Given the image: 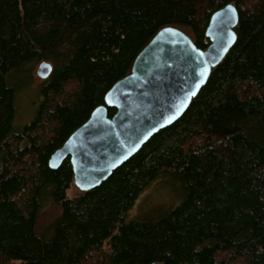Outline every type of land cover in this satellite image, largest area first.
<instances>
[{"label":"trees","instance_id":"trees-1","mask_svg":"<svg viewBox=\"0 0 264 264\" xmlns=\"http://www.w3.org/2000/svg\"><path fill=\"white\" fill-rule=\"evenodd\" d=\"M233 3L237 39L187 110L100 185L73 196L51 153L103 103L161 27L200 48ZM48 61L34 117L16 128L19 76ZM108 108V115L114 113ZM182 200L127 219L160 176ZM264 264V0H0V264Z\"/></svg>","mask_w":264,"mask_h":264},{"label":"water","instance_id":"water-1","mask_svg":"<svg viewBox=\"0 0 264 264\" xmlns=\"http://www.w3.org/2000/svg\"><path fill=\"white\" fill-rule=\"evenodd\" d=\"M238 18L233 3L213 11L205 29L209 43L204 49L175 26L157 30L136 54L130 72L111 85L103 103L51 153L49 167L56 169L69 158L78 189L100 185L154 133L187 110L212 68L235 43ZM51 71V63L45 60L36 67L41 79ZM108 108L115 109L111 116Z\"/></svg>","mask_w":264,"mask_h":264},{"label":"rangeland","instance_id":"rangeland-1","mask_svg":"<svg viewBox=\"0 0 264 264\" xmlns=\"http://www.w3.org/2000/svg\"><path fill=\"white\" fill-rule=\"evenodd\" d=\"M38 62L31 66L29 73L19 76L22 87L16 97L17 114L15 127L22 128L35 115L42 79L36 74ZM79 189L72 184L68 195L73 196ZM183 198L181 182L173 176H160L143 190L135 201L133 207L127 212V219L156 218L176 206Z\"/></svg>","mask_w":264,"mask_h":264}]
</instances>
